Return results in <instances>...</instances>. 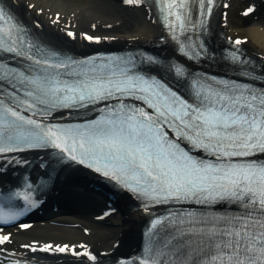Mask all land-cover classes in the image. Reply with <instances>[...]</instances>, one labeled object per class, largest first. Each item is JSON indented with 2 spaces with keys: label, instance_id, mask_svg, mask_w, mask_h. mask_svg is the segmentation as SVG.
Wrapping results in <instances>:
<instances>
[{
  "label": "snow or ice",
  "instance_id": "6c2138e0",
  "mask_svg": "<svg viewBox=\"0 0 264 264\" xmlns=\"http://www.w3.org/2000/svg\"><path fill=\"white\" fill-rule=\"evenodd\" d=\"M145 2L122 0L124 5ZM217 3L158 0L165 30L190 60L207 53L204 43L192 37L206 31ZM254 11L249 6L242 15ZM223 17L227 27V12ZM49 19L57 25L61 17L57 13ZM66 35L75 38L76 33L66 30ZM84 35L89 41L101 39ZM226 40L233 63L251 64L239 47L249 42L247 36ZM145 64L158 65L160 60L140 53L84 59L61 56L31 39L28 29L0 0V159L27 163L14 154L54 149L61 159L80 165L87 161L88 168L140 199L146 212L157 205L200 206L151 214L142 254L134 264H264V160L257 158L264 154V86L188 74L182 64L169 65L178 80L186 81L187 95H183L141 70ZM244 75L256 79L251 72ZM60 109L69 115L91 110L95 116L79 123L43 119ZM35 191L26 181L22 190L7 196L0 192V201H24L7 211L0 206V264H28L18 258L23 253L8 249L13 234L3 226L15 224L38 206ZM221 203L236 211L209 210ZM37 244L32 241L20 248L97 259L86 244L48 243L39 249Z\"/></svg>",
  "mask_w": 264,
  "mask_h": 264
},
{
  "label": "bare ground",
  "instance_id": "6f19581e",
  "mask_svg": "<svg viewBox=\"0 0 264 264\" xmlns=\"http://www.w3.org/2000/svg\"><path fill=\"white\" fill-rule=\"evenodd\" d=\"M32 22L41 24L42 31L53 39L63 43L76 52H88L94 47L100 49H132L154 47L163 39L153 10L145 5L124 6L122 0H92L81 8H73L63 0H11ZM229 7H222L216 19L217 35L226 37L237 35L248 37L244 47L249 55L264 56V0H224ZM32 4L35 7L29 8ZM249 6L254 13L247 17L242 13ZM40 9H43L41 12ZM227 12V27L224 26L223 13ZM59 13L60 23L54 25L51 18ZM66 30L76 33L75 38L66 35ZM96 27L93 29L92 25ZM111 25V27H108ZM85 33L102 38V43L94 46L85 39ZM109 37L110 39H104ZM114 37V39H111ZM161 52L172 55L170 48L162 46ZM17 163L8 165L0 182L11 177L10 169ZM71 174L61 185V197L64 206L57 213H51L38 220L26 231H13V243L7 245L10 251L23 253L20 245L39 241L42 245L49 242L71 245L86 244L97 257H117L131 251L138 243L136 235L144 227L145 218L134 210L130 199L123 197L119 204L123 207L107 220L100 221L102 208L106 206V197L97 191H91L81 183L72 181ZM85 229L88 232H85ZM19 256V257H22ZM3 255L0 254V260Z\"/></svg>",
  "mask_w": 264,
  "mask_h": 264
},
{
  "label": "rangeland",
  "instance_id": "374dc122",
  "mask_svg": "<svg viewBox=\"0 0 264 264\" xmlns=\"http://www.w3.org/2000/svg\"><path fill=\"white\" fill-rule=\"evenodd\" d=\"M92 0H63L67 5H71L73 8H81L88 5Z\"/></svg>",
  "mask_w": 264,
  "mask_h": 264
}]
</instances>
